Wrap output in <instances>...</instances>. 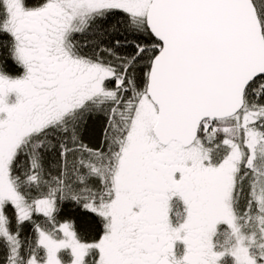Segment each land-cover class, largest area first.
I'll list each match as a JSON object with an SVG mask.
<instances>
[{
    "label": "snow or ice",
    "instance_id": "obj_1",
    "mask_svg": "<svg viewBox=\"0 0 264 264\" xmlns=\"http://www.w3.org/2000/svg\"><path fill=\"white\" fill-rule=\"evenodd\" d=\"M0 264H264V0H0Z\"/></svg>",
    "mask_w": 264,
    "mask_h": 264
}]
</instances>
